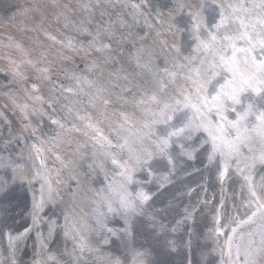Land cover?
Here are the masks:
<instances>
[{
    "label": "snow or ice",
    "instance_id": "snow-or-ice-1",
    "mask_svg": "<svg viewBox=\"0 0 264 264\" xmlns=\"http://www.w3.org/2000/svg\"><path fill=\"white\" fill-rule=\"evenodd\" d=\"M120 3L121 0H88L81 5L88 13L99 14L95 32L83 21L79 26L70 21L67 13L71 9L67 4L62 6L67 12L57 11L52 17L54 20L63 17L65 27L73 23L78 32L90 37L87 45L77 46L72 39L64 44L74 54H83L89 73L101 70L99 59H86L92 52L101 54L104 64L119 63L117 48L130 38L131 33L124 36L118 35L117 31L131 29L132 25L119 15L115 20H105L104 17L111 14L102 4L115 8ZM51 6L61 8L57 0H51ZM124 6L130 7L133 24L139 23L138 18L148 24L143 9L151 6V0L125 3ZM48 7L45 0H33L27 8L21 9V15L28 18L32 14L33 19L38 16L42 25L48 16ZM176 7L179 16L171 17L169 31L174 37L179 34V38H174L171 43L160 41L163 66L154 64L151 49L140 46L131 55L134 68L140 71L118 67L103 83L72 72L66 74L72 83L57 85L53 82L49 107L61 105L68 115H74L79 126L73 122L65 128L64 123L50 117L51 123L62 131L51 138L49 151L58 149L63 143L79 155V160H65L56 154L60 167L49 169L41 148L33 145L36 159L40 161V169L34 171L31 178L40 181V197L33 198V223H38L36 213L60 196L59 185L64 183L62 171H67L68 180L75 182V188L68 187L73 204L81 195L78 174L86 162L83 149L88 145H77L72 149V141L65 139L64 132H82L88 137L93 151L92 162L87 163V168L102 171L106 181L105 187L96 192L91 202L92 225L79 220L74 209L64 214L63 225L49 222V238L59 227L63 236L73 242L72 250L65 252L67 264H148L150 253L137 250L130 242L145 220L152 228L159 225V229L164 230L165 225L157 218V213L164 209L152 207L156 193L144 189L155 183L159 192L171 183L170 177L175 174L179 158L193 160L200 149L207 153L210 163L220 156L221 182L234 164L248 190L246 202L242 201L237 207V211L239 207L246 209L243 217L229 216L225 212L222 224L220 212H217L213 229L217 246L213 251L219 255V264H264V176L259 184L253 179L258 169L264 172V0H200L199 4L179 3ZM156 15L159 17L160 13L157 11ZM48 38L56 40L55 36L48 35ZM16 47L20 48V45ZM60 58L69 59L68 56ZM44 59L42 53L41 60L26 62L36 69L38 78L51 81L54 69L51 62L43 64ZM38 64L41 66L37 67ZM145 71L149 74L148 79H145ZM11 75L12 85L27 79L19 66L12 69ZM4 87L11 91L9 85ZM38 91L36 83H32L31 92L24 89L32 101L43 99L32 95ZM80 95L87 96L88 107L95 110L98 117H93L87 110L81 115L68 103L61 104V101H68L69 96ZM12 102L27 118L29 104ZM129 106L139 111L140 116L127 111ZM33 111L40 110L33 108ZM110 114L118 117L117 122L110 124L112 138L101 128ZM11 143V139H6L2 148L7 149ZM105 165L110 167L106 169ZM161 166L166 174L158 175ZM18 168L20 165L11 157L0 158V170L12 173L8 179L0 178V196L7 198L17 182L31 184L26 175L17 172ZM138 174H142V179L137 178ZM191 215L186 212L177 225L183 224ZM110 222L119 226H109ZM28 231L30 229L15 236L7 234L9 264H18L17 244ZM93 232L101 236L95 245L88 241V234ZM219 237L224 238L223 242ZM168 243L175 251V241ZM191 243L190 237L187 241L189 249ZM41 247H46L43 239ZM105 248L108 251H104ZM34 255L33 264H42L39 253ZM47 260L60 264L51 254ZM186 264H192L191 259H187Z\"/></svg>",
    "mask_w": 264,
    "mask_h": 264
},
{
    "label": "rangeland",
    "instance_id": "rangeland-1",
    "mask_svg": "<svg viewBox=\"0 0 264 264\" xmlns=\"http://www.w3.org/2000/svg\"><path fill=\"white\" fill-rule=\"evenodd\" d=\"M189 1L190 0H156V5L144 8L143 10L147 20L156 22L155 24H145L142 18H138V24H133L131 9L130 7H125L124 4L141 3V0H121L120 5L115 8L110 5L102 4V7L107 8V11L111 14L105 16V20H115L117 15H119V17L124 19L129 25H132V27L131 29L125 28L122 30L118 29L117 31L118 35L122 34L124 36H129V33H131L130 38L125 40V42L117 48V52L119 53L117 56V60L119 61L118 64H104L102 55L95 52H92L86 58L88 60L90 57H95L101 61V70L93 79L103 83L109 78V73L118 67L140 71L134 68V62L131 60L132 53L140 46L151 49L156 57L154 64L163 66V50L160 41L167 40L171 43L174 38H179V34L174 37L173 33L169 31V23L172 22L171 17L179 16L176 7L179 3H200L199 0L191 3ZM32 2L33 0H0V148H2V144L6 139H11L12 141L8 148L5 149L6 152L0 154V158L6 159L11 157L16 164L20 165L17 172L21 175H26V172H28L26 176L31 180L30 185L28 183L17 182L7 199L2 200V196H0V222L4 221V223H9L14 227V230L7 231L6 233H11L13 236L24 232L26 229H30L33 224V198L39 199L40 197V181L32 180L31 178L34 171L40 169V161L35 159L38 167L36 164H31L29 162L30 165L28 167L22 168L26 166L25 152L30 149V143L33 139L29 135L22 133L20 129L13 130L10 125V120H8L12 115L11 112L6 114L3 112L6 109L12 108L13 100L19 98L21 102H27L30 106V124L32 123L34 126V128L30 127L29 131L32 129L33 136L38 140H44L47 144H51V138L55 136L57 132L62 131L57 125L51 123V119H58L61 123L65 124V128H68L73 122L78 125V121H75L74 115H68L61 105L49 107L48 101L53 95L51 91L53 82L39 87L35 80V70L26 61L30 60L33 50L37 56L36 61L41 60V54H44L46 59L43 60V64L45 65L51 62L52 67L64 66L65 62L60 58L61 55H63L68 56L74 61H78L75 62L77 69L86 70V61L82 53L79 55L74 54L63 45H56V43H58V39H60L64 40L66 44L67 40L72 39L73 43L79 46L80 44L87 45L90 39L86 34L78 32L73 24L69 31L65 27H62L64 32L71 35L63 36L60 32V21L55 28H51L50 24L48 25L51 32L58 38H56L55 41L49 38L45 40V38L35 34L34 29L40 24V18L36 16L33 19L31 18L32 14H29L28 18L21 15V9L27 8ZM45 2L49 5L48 9L50 11V1L45 0ZM87 2L88 0H76V4H71L72 9L69 13L76 15L78 19V25L76 26H79L81 21H83L91 31L95 32L100 20L99 14H90L84 11L81 5ZM157 11L160 13V16L153 18L152 14L156 15ZM49 19L50 18H47L46 20L48 21ZM157 33H159V35H157ZM140 37H143V39H140ZM17 44L20 45V48L16 47ZM8 54L10 55V60L20 65L19 70L27 77V79L21 80L15 85L10 84L13 68L5 67V61L1 60L2 57H7ZM39 66L41 65L38 64L37 67ZM61 76L63 80L56 84H69L67 75L64 74ZM144 76L145 79L149 78V74L146 71ZM89 78L92 79L91 74H89ZM32 83H36L39 89L38 92H32V95L41 96L43 98L41 101H32L25 95L24 89L27 88L31 92ZM4 85H9L11 91L9 92V88H5ZM6 93H9V95H6ZM78 101L82 103L73 105L74 111L76 106H81L82 108L89 109V112L93 113L94 117H98V113L88 107L86 95H81V99ZM2 102L6 104L9 103L10 105H7L5 109L2 110ZM65 103L71 106L70 98L68 101H61V104ZM33 108L40 111L34 112ZM91 110H93V112ZM127 111L136 112L137 117L140 116L139 111L133 109L131 106L128 107ZM40 112L43 114H40ZM110 116H112V119L109 117L108 120H105L101 124V127L105 128L108 126V136L112 138L110 124L117 122L118 117L111 114ZM84 144L88 145L86 150L89 151V153L86 155V162L83 167L79 169L78 175L82 189L79 199L73 204L68 195V187L71 185V187L75 188V182L68 180L67 171H62L61 178L64 183L59 185L60 196L57 197L54 203H46L43 209L36 213L38 217L43 215L45 218L41 216V218L38 219V225L32 227L29 234V231L27 232L25 242L24 238L22 239L24 246L29 241L32 249H35L34 245L38 246V244L41 243V239H43L44 245L48 244V249L51 246L52 251L50 254L54 255L59 261L67 257L65 252L72 250L73 242L71 239L63 236V232L59 227H57L53 236L49 238V222L56 221L57 225H63L64 214L74 209L79 220L92 225L93 221L90 219V213L93 205L91 202L95 198L96 192L104 188L106 184L102 171L99 169L91 171L87 168V163L92 162L91 153L93 149L91 143L88 141V137L83 135L78 145ZM64 159L78 161L79 157L72 155ZM100 159L101 157L98 155L97 161ZM220 159V156L217 155L215 160L210 163L207 159V153H205L203 149H200L195 153V159L193 160L179 158V164L175 170V174L170 177L171 183L166 184L159 192L157 191V185L155 183L145 187V191L156 193L154 197L155 203L152 207L153 209H164V211L157 213V218L160 223L165 225V229L160 230L159 225H157L156 228H152L149 226L148 221L145 220L143 225L137 230L134 239L130 242L137 250H147L150 253L148 256V264H154L157 257L155 254H158L159 257L174 264H186V260L189 259L188 257L193 255L194 249L197 250V253L191 260L192 264H219V255L217 252L213 251L217 246V238L213 230H210L216 218L213 215V211L216 207L218 208L222 224L225 222V212H227L229 216L243 217L246 209L244 207H239L237 211V207L241 205L242 201L246 202L248 198V190L243 176L236 171L234 164L229 168L224 181L221 182L219 178ZM45 161L49 169L60 167L56 159L52 162L49 158H46ZM109 167L110 166L105 165L106 169ZM157 174H166V170L161 166L158 168ZM11 175L12 173L10 170H0V178L8 179ZM261 176H264V172L258 169L257 173L254 174V183L259 184L261 182ZM137 178L142 179V174H138ZM134 189L135 186H133V190ZM193 194L194 205H197L199 215L198 217L194 215L193 228L190 227L187 222H184V227L189 228V230H183L180 225H177V221L179 220H175L172 216H178V214L184 210L187 201H191V195ZM222 200L224 203L223 208H221ZM164 213L165 215H163ZM109 226L119 225L110 222ZM174 228L175 231H173ZM38 233L40 234V238H38ZM190 237L191 239L193 238L191 243V246L194 247L193 250L185 247ZM6 239L7 235L0 239V259L2 258V252L6 250L8 246V241H6ZM100 239L101 236L94 232L88 234V241L92 245H95ZM223 239V237H219L220 242H223ZM169 241H175V251L172 250V247L168 243ZM103 250L108 251L106 248ZM58 251L61 252L63 256L59 254ZM118 254L119 253H117V255Z\"/></svg>",
    "mask_w": 264,
    "mask_h": 264
}]
</instances>
